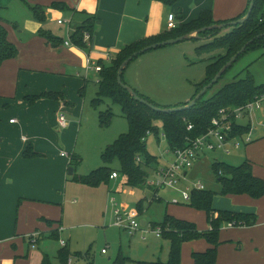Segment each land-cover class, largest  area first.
<instances>
[{
    "label": "rangeland",
    "instance_id": "obj_1",
    "mask_svg": "<svg viewBox=\"0 0 264 264\" xmlns=\"http://www.w3.org/2000/svg\"><path fill=\"white\" fill-rule=\"evenodd\" d=\"M12 2L7 7L9 9L6 10L4 0H0V18L13 19L7 18V15L18 17L17 6L19 8L21 4L19 0H12ZM174 11L178 13L177 9ZM173 15L175 16V14ZM180 15L177 14V17ZM176 24L177 26L181 25L178 21ZM230 28L221 29L218 36L228 33ZM207 40L209 39H189L149 51L127 65L123 71L122 79L127 87L147 97L158 108L181 107L190 101L195 93V86L204 79L205 67L209 64L210 59L221 52L218 50L210 54H198L196 49ZM247 72L253 76L256 84L264 85V49L249 50L237 59L218 83L207 91L205 99L211 97L235 78H244ZM90 74L94 75L95 73L90 72ZM97 89L95 80L91 79L83 91V98L70 92L69 95L72 98L64 99L69 102V108L61 111L60 114L65 117L68 126L70 125L69 128L62 129L58 125H53L50 127V134L48 128L42 132L43 137H48L49 134L50 141H40L39 147L43 149L46 157H38V165L59 170L63 177L65 176V180L60 177L56 178L55 185L49 182L40 185L43 198L55 200L60 197L61 199L60 205L57 207L61 229H55V224L50 223V230L46 233L50 235L53 231H59L58 241L43 239L42 235L38 234L36 239L39 242L34 245L26 238V243L22 247L25 249L24 255L28 250L30 256H33L32 264H40L43 254L48 255L51 264H58L55 256L61 248L59 241H63L71 254H80L78 257L70 258L71 264H113L119 253L131 260L127 264H135L139 261L165 264L168 259L169 242L162 239L161 236H156V229L151 228V224L162 221L166 213V204L170 205L169 209L180 210L187 207L189 201L184 202L181 193L183 191L190 193L194 180H199L203 184L204 190L217 192L220 185L211 169L214 161L239 166L245 160H249L254 165L264 168V129L260 125L264 123V111L255 112L251 118V124L250 121L248 123L251 129L257 131L251 138L253 143H242L238 149H233L229 145L226 150L230 151V154L222 151L205 152L200 155V161L189 172V180L179 182L177 188H155L154 182L158 180V177L152 173L153 170L149 171V180L146 186L127 187L122 184L119 174L120 164L117 160H114L109 167L117 172L118 178L110 180L109 184L103 183L97 187H90L72 181L73 175L70 176L69 169H72L73 174L77 176H85L102 167L101 154L104 149L119 135L127 132V122L118 105L105 99L96 109L91 107L90 102L96 98ZM108 109L113 114L112 121L108 127L101 128L98 115ZM3 115L0 116L1 120H3ZM14 115L18 117L16 114ZM246 121L248 120H242L247 124ZM11 128H8V134L13 136V139L10 140L12 144H15L19 134L10 130ZM157 128L158 136L151 134L146 138L148 153L157 159V163L151 166L156 170L163 166L167 160H173L172 155L168 152L167 143L162 138L159 122H157ZM28 131L27 122L24 124L23 135H27ZM5 133L2 131V135H0V139H4V143L7 139L4 136ZM19 139L21 138L19 137ZM62 153L66 157L60 158ZM72 156L75 158L71 161ZM36 165L37 163L33 164L32 168L36 169ZM40 171L46 170L41 169ZM111 198L114 199L117 208L135 213L139 224L140 220H145L148 225L140 226V230L134 235H129L126 231L115 227ZM158 198H161L163 202L159 203ZM139 201L142 202L143 207L140 215L136 210ZM174 201L179 205H175ZM225 227H227L226 224L223 225V228ZM258 234L255 243L259 248L264 244V234L259 232ZM252 237L246 229L221 230L219 238L222 245L219 249L218 261L232 262L233 255L237 256L236 264L246 261L245 254L248 251L246 245L250 244ZM260 249H263L260 252L264 254V247ZM103 250L105 254L102 253Z\"/></svg>",
    "mask_w": 264,
    "mask_h": 264
},
{
    "label": "crops",
    "instance_id": "obj_2",
    "mask_svg": "<svg viewBox=\"0 0 264 264\" xmlns=\"http://www.w3.org/2000/svg\"><path fill=\"white\" fill-rule=\"evenodd\" d=\"M174 1L173 5H167L155 0H19L21 5L19 8L17 6L18 17L7 15V18L13 19L0 18V26L6 29L8 42L17 49L14 59L0 64V116L4 114L3 120L0 119V135L5 131L4 136L7 137L5 143L4 139H0V264H32L33 256H30L28 250L24 255L25 249L22 248L26 238L35 234L42 235L43 239L47 238L46 233L50 228L46 221L54 222L55 229H61L57 208L61 199L43 198L40 185L46 182L55 185L56 178L65 180V176L59 170L39 166L38 157L24 159L23 153L26 145L31 144L35 153L46 157L43 149L39 147L40 141H50V127L58 125V117L61 111L69 108V102L43 98L29 105L25 98L54 93L61 94L66 99L71 97L70 92L83 98L87 84L91 79L95 82L98 79V74L92 75L87 69L89 57L97 59L109 54L112 58L126 44L167 31L169 14H175V20L184 24L197 19L202 10H210L214 21H227L240 16L248 4V0ZM11 3L12 0H4L6 10ZM54 3L64 5L67 9H57L52 6ZM33 6L43 8V23L34 19L30 10ZM176 9L178 13L174 11ZM179 13L181 18L177 17ZM87 16H94L96 22L91 39L86 43L88 50H83L74 46L70 36ZM60 20L63 24H58ZM52 37L58 41L57 44H52ZM11 120L13 123H10ZM27 122L29 131L27 135H23L24 124ZM69 126L67 123V127L62 129H68ZM9 127L19 134L15 144L11 142L13 136L8 134ZM47 128L48 137H43L42 132ZM252 131L255 132L253 135L257 133L255 129ZM60 158L64 157L60 154ZM170 162L171 160H167L159 168ZM35 163L36 169L32 168ZM251 164L253 175L264 180V168L254 165L253 162ZM41 169L46 171L41 172ZM156 171L152 173L155 174ZM189 172L191 169L185 173L186 181L182 182L189 180ZM196 181L200 182L194 180L192 184ZM158 199L159 203L163 202L161 198ZM114 205L116 206L115 201ZM169 206L166 204V214L194 223L199 231L209 230L203 212L189 207L169 209ZM212 207L217 211L257 215V223L253 227H222L221 230L246 229L250 232L253 237L250 244L246 245V261L238 264H264V254L260 252L263 251L260 248L264 244L258 248L255 243L258 232L264 234V197L253 200L248 196L217 194L213 198ZM220 242L216 264H236L235 255L232 256V262L218 261L222 245L221 240ZM64 247L67 248V245ZM208 247L204 240L184 243L180 264H194L192 253L203 252Z\"/></svg>",
    "mask_w": 264,
    "mask_h": 264
},
{
    "label": "trees",
    "instance_id": "obj_3",
    "mask_svg": "<svg viewBox=\"0 0 264 264\" xmlns=\"http://www.w3.org/2000/svg\"><path fill=\"white\" fill-rule=\"evenodd\" d=\"M155 1L167 5H173L175 3L174 0ZM249 4L250 0H248L247 7L240 16L227 21H214L210 10H202L197 19L190 23L181 24L173 30H167L161 34L149 36L133 43L126 44L107 63L98 61V64L101 66V71L98 73L96 82L98 89L96 98L91 100L90 105L92 108L96 109L105 99L110 100L112 104L118 105L126 119L127 132L119 135L117 139L104 149L101 154L102 167L91 171L85 176L73 174L71 180L90 187H97L103 183L109 184L111 174L113 172L117 173L112 170L109 165L114 160H117L120 164L119 174L122 184L130 188L144 187L149 180V171L156 170V168L153 169L151 166L157 163V159L155 156L148 153L146 138L151 134L158 136L159 130L157 128V122L161 124L162 137H164L168 149L170 151L183 149L187 145V139H193L207 132L210 128L211 120L219 116L220 110L231 112L233 109L243 107L256 98L264 96V85L256 84L253 76L247 72L244 78H235L208 99H205L206 92V94L190 109L164 113L155 111L145 104L134 100L125 89L117 84L116 80L119 67L132 54L152 44L188 35L191 32L212 25L241 19L246 15ZM52 6L62 11L67 9L64 5L58 3H54ZM30 10L37 22L43 23L45 21L43 8L33 6L30 7ZM180 14L181 13L178 15ZM178 17L181 18V16ZM95 22L96 18L94 16L86 17L82 25L70 36V40L74 46L83 50H88L83 40V33L88 34L90 40L92 32L94 31ZM220 33L221 30L218 29L208 30L200 33L199 38H197L209 39L196 49L198 54H210L218 50L221 52L213 56L209 64L206 65L205 77L202 82L195 86V93L190 101L248 41L253 40L252 43L246 47L243 54L253 49H264V36H261L264 34V0L253 1L252 11L248 20L240 25L232 26L228 33L218 36ZM50 41L52 44L58 43L53 37ZM242 55H240L238 59ZM16 56L17 49L8 42L6 29L0 26V64L6 60L14 59ZM223 75L221 77H223ZM122 82L124 83L123 79ZM134 92L152 106L157 107L147 97L140 95L136 91ZM80 95L82 96V93H80ZM43 98L64 101L61 94L54 93H44L35 97H26L25 100L29 105H32L37 100ZM187 103L183 104V106ZM112 118L113 114L110 109L100 112L98 115L99 126L101 128L108 127ZM230 121L232 124L230 138L242 137L251 132L249 124L235 122L233 117H231ZM188 125H192L191 131H187ZM36 157H40V155L34 152L31 144H27L23 153V158L29 160ZM74 158L75 156H72L71 161ZM211 169L220 185L219 191L193 190L190 193V199L186 205L189 208L201 211L205 214L209 230L199 231L194 223L177 219L166 213L160 223L151 224V228L160 229L162 239L169 242L168 259L165 264H180L182 245L194 240H204L209 246L203 252L192 253L191 257L194 264H216L217 249L221 244L219 234L223 225L232 223L234 227L249 228L257 223L256 214L217 211L212 207L213 198L217 194L221 196H248L253 200L264 197V180L253 175L251 162L245 160L239 166H231L226 163L214 161L211 165ZM136 210L138 215L142 214L143 207L141 201L138 202ZM46 223L49 226L50 223L53 224L54 222L46 221ZM46 237L53 241H58L59 231H53ZM28 241L30 242V238H28ZM38 242L39 241L36 239L34 245L38 244ZM73 256L78 257L80 254H71L66 247H61L57 251L55 259L58 264H68L69 259ZM130 261L129 258L119 253L113 264H127ZM41 264H51V259L48 255L43 254ZM135 264L163 263L139 261Z\"/></svg>",
    "mask_w": 264,
    "mask_h": 264
},
{
    "label": "built area",
    "instance_id": "obj_4",
    "mask_svg": "<svg viewBox=\"0 0 264 264\" xmlns=\"http://www.w3.org/2000/svg\"><path fill=\"white\" fill-rule=\"evenodd\" d=\"M58 24H63L60 20ZM177 27L175 16L173 14H169L167 16V30H173ZM89 35L83 33V40L85 43L89 42ZM65 45H69V43H65ZM111 56L106 54L102 58H93L89 57L87 60L88 67L87 69L90 72H94L98 74L101 71V66L98 64V61H102L104 63L109 62ZM263 110L264 111V96H260L256 98L254 101L247 103L243 107L233 109L231 112L226 110H220L219 116L213 118L210 122V128L207 130L205 134H202L198 137L187 139V145L183 149H177L174 151H168L173 160L168 163V165L157 169L156 175L158 180L154 182V187L157 189L160 188H177L179 182L186 181L185 173L188 172L194 164L199 160L200 155L205 152H214V151H222L223 153L230 154V151L226 150V148L231 145L233 149H238L242 143L250 144L252 138V129L251 132L242 136V137H231L230 133L232 131L231 117L234 118L235 122L242 124L243 119H247V124L251 118L255 114V112ZM13 123V120L10 121ZM58 127L66 128L67 121L63 115L58 117ZM264 129V123L260 124ZM192 130V125L187 126V131ZM164 138V137H162ZM61 156L66 157L63 153ZM118 178V174L113 172L110 176V179ZM201 191L204 190L203 185L200 182H194L192 184V191ZM191 193V192H190ZM190 193L188 191H183L181 193L182 200L184 202H188L190 199ZM112 204L114 205V199H111ZM174 204H178V202L174 201ZM113 215V224L118 229H122L126 231L129 235H134L138 230H140V224L136 220L137 215L135 213H131L128 211L120 210L117 206H113L112 210ZM228 228L234 227L232 223L227 224ZM156 236H161V230L156 229ZM37 234L30 237L31 244L35 243ZM61 247L65 246L63 241H59ZM102 253H105L104 250ZM69 264V261H68Z\"/></svg>",
    "mask_w": 264,
    "mask_h": 264
},
{
    "label": "water",
    "instance_id": "obj_5",
    "mask_svg": "<svg viewBox=\"0 0 264 264\" xmlns=\"http://www.w3.org/2000/svg\"><path fill=\"white\" fill-rule=\"evenodd\" d=\"M253 1L254 0H250V4H249V8H248V11L246 13V15L241 18V19H238L236 21H231V22H227V23H222V24H218V25H212L210 27H205V28H202L200 30H197L195 32H191L189 33L188 35H184V36H181V37H178V38H175V39H171V40H167V41H164V42H160V43H156V44H152L150 46H147L141 50H139L138 52L132 54L129 58H127L122 64L121 66L119 67L118 69V72H117V77H116V80H117V84L122 87L123 89H125L129 94L130 96L142 103V104H145L146 106H148L149 108L155 110V111H159V112H164V113H170V112H178V111H182V110H187V109H190L191 107H193L197 101H199L201 99V97H203L206 92L215 84L217 83V81L221 78V76L226 72L227 69H229L232 64L235 63V61L238 59V57L240 55H242L246 49V47L248 45H250L252 43L253 40H250L248 41L220 70L219 72L214 76V78L206 85L202 88L201 91H199L197 93V95L191 100L189 101L185 106H182V107H178V108H157L155 106H152L151 104H149L147 101H145L144 99L140 98L132 89H130L129 87H127L123 82H122V74H123V71L124 69L126 68V66L135 58H137L138 56H141L149 51H152V50H156V49H159V48H162V47H165L167 45H171V44H175V43H179L181 41H184V40H189V39H197L199 38V34L202 33V32H205V31H208V30H213V29H218V30H221L225 27H232V26H237V25H240L242 23H244L246 20H248L249 16H250V13L252 11V7H253ZM261 36H264V34H262ZM260 37V36H258ZM257 37V38H258ZM257 38H254V39H257ZM253 133H255L254 131L251 132V134L253 135ZM69 174L70 176L73 175V170L72 169H69ZM146 225V221L145 220H140V226L141 227H144Z\"/></svg>",
    "mask_w": 264,
    "mask_h": 264
}]
</instances>
